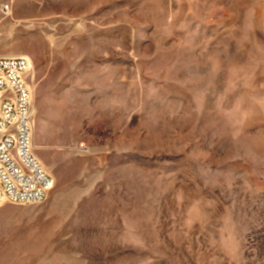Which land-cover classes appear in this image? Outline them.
<instances>
[{
  "label": "rangeland",
  "instance_id": "1",
  "mask_svg": "<svg viewBox=\"0 0 264 264\" xmlns=\"http://www.w3.org/2000/svg\"><path fill=\"white\" fill-rule=\"evenodd\" d=\"M54 184L0 202V264H264V0H0Z\"/></svg>",
  "mask_w": 264,
  "mask_h": 264
},
{
  "label": "built area",
  "instance_id": "2",
  "mask_svg": "<svg viewBox=\"0 0 264 264\" xmlns=\"http://www.w3.org/2000/svg\"><path fill=\"white\" fill-rule=\"evenodd\" d=\"M29 67L25 57H0V202H42L54 184L32 153Z\"/></svg>",
  "mask_w": 264,
  "mask_h": 264
},
{
  "label": "bare ground",
  "instance_id": "3",
  "mask_svg": "<svg viewBox=\"0 0 264 264\" xmlns=\"http://www.w3.org/2000/svg\"><path fill=\"white\" fill-rule=\"evenodd\" d=\"M12 57V56H11ZM44 168V167H43ZM46 171V170H45Z\"/></svg>",
  "mask_w": 264,
  "mask_h": 264
}]
</instances>
